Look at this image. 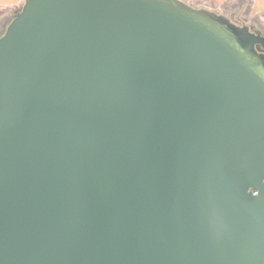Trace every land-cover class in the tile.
<instances>
[{
	"label": "water",
	"instance_id": "95a60500",
	"mask_svg": "<svg viewBox=\"0 0 264 264\" xmlns=\"http://www.w3.org/2000/svg\"><path fill=\"white\" fill-rule=\"evenodd\" d=\"M259 45L183 0H25L0 37V264H264Z\"/></svg>",
	"mask_w": 264,
	"mask_h": 264
},
{
	"label": "rangeland",
	"instance_id": "374dc122",
	"mask_svg": "<svg viewBox=\"0 0 264 264\" xmlns=\"http://www.w3.org/2000/svg\"><path fill=\"white\" fill-rule=\"evenodd\" d=\"M228 17L238 25H247L264 33V0H183ZM25 0H0V37L19 13Z\"/></svg>",
	"mask_w": 264,
	"mask_h": 264
},
{
	"label": "flooded vegetation",
	"instance_id": "af4514ba",
	"mask_svg": "<svg viewBox=\"0 0 264 264\" xmlns=\"http://www.w3.org/2000/svg\"><path fill=\"white\" fill-rule=\"evenodd\" d=\"M250 30L254 33H257V34L264 36V33L260 30H256L253 27H250ZM257 49L259 52L264 53V47L262 45L257 46Z\"/></svg>",
	"mask_w": 264,
	"mask_h": 264
}]
</instances>
